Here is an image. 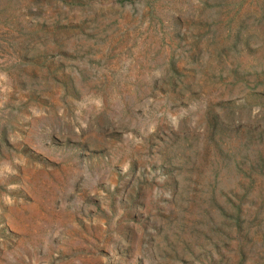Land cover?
Returning <instances> with one entry per match:
<instances>
[{
	"label": "rangeland",
	"instance_id": "rangeland-1",
	"mask_svg": "<svg viewBox=\"0 0 264 264\" xmlns=\"http://www.w3.org/2000/svg\"><path fill=\"white\" fill-rule=\"evenodd\" d=\"M0 264H264V0H0Z\"/></svg>",
	"mask_w": 264,
	"mask_h": 264
}]
</instances>
